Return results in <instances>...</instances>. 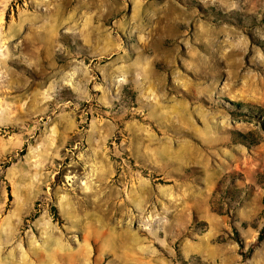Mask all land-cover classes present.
Masks as SVG:
<instances>
[{
	"label": "rangeland",
	"instance_id": "374dc122",
	"mask_svg": "<svg viewBox=\"0 0 264 264\" xmlns=\"http://www.w3.org/2000/svg\"><path fill=\"white\" fill-rule=\"evenodd\" d=\"M0 264H264V0H0Z\"/></svg>",
	"mask_w": 264,
	"mask_h": 264
},
{
	"label": "clouds",
	"instance_id": "9594fccd",
	"mask_svg": "<svg viewBox=\"0 0 264 264\" xmlns=\"http://www.w3.org/2000/svg\"><path fill=\"white\" fill-rule=\"evenodd\" d=\"M235 6L236 5H233V7H235ZM174 134L177 136H181V137L189 135V133L184 132L183 130H179V131L175 132ZM193 138L195 139V137H193Z\"/></svg>",
	"mask_w": 264,
	"mask_h": 264
},
{
	"label": "trees",
	"instance_id": "16d2710c",
	"mask_svg": "<svg viewBox=\"0 0 264 264\" xmlns=\"http://www.w3.org/2000/svg\"><path fill=\"white\" fill-rule=\"evenodd\" d=\"M262 239V237L260 238V240Z\"/></svg>",
	"mask_w": 264,
	"mask_h": 264
}]
</instances>
